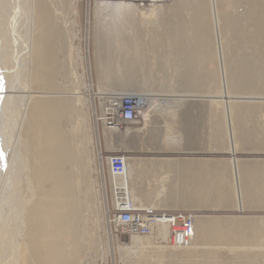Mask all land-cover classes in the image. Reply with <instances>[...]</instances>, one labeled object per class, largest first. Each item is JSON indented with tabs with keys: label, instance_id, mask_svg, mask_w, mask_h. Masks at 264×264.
<instances>
[{
	"label": "bare ground",
	"instance_id": "1",
	"mask_svg": "<svg viewBox=\"0 0 264 264\" xmlns=\"http://www.w3.org/2000/svg\"><path fill=\"white\" fill-rule=\"evenodd\" d=\"M54 1L58 0H16V2L15 0H0V11L2 12V14L0 13L2 16V20H0L2 24L0 27V183L1 180L4 182L0 186V205L10 178L14 177L13 180L19 179V182L17 180V184H15L18 189L17 192L15 189L13 190L17 193L12 197L15 198V207L10 206L14 207L15 219L11 221L13 222L11 227L4 228L3 225L5 224L3 223L5 221L2 225L0 224L1 240L10 238L7 235L12 232L10 235L13 234L14 244L8 250L9 255L6 260L4 257L6 252L3 253L4 247L0 244V264H79L86 252L85 241L89 242L91 247H88L90 249H94L95 243L94 236H88V229L85 225L86 221L89 220L87 210L91 203L89 193L87 194L88 188L90 187V190L93 191V196L99 197L98 200L105 198L102 193L104 191L103 183H100L99 180L102 174L95 162V142L89 132L91 127L88 123L87 112L91 108L88 93L92 90L93 84L90 80H85L82 60H78L77 67H72L71 70L68 69L67 74L70 72L75 83L74 91H59L63 87H59L58 82L62 81L66 71L64 66L58 63V55L61 59L59 53L64 45L66 34L61 35L65 26L56 24L52 19L50 4ZM222 1L220 0V2ZM109 2L114 3L113 6L116 9L125 8L129 11L132 10V3L136 6V12L140 17L150 22L164 17L165 9L163 8L167 5L169 7L166 10H170V14L178 16L180 19L185 18L179 15L184 5H188L192 9L188 23L182 24L179 19L181 23L179 27L180 36L185 38L183 37L185 35L197 34L198 42L191 40L192 45L186 46L188 41L182 43L179 39L176 44L182 46L175 49L179 59L183 61L179 64L183 71V76L181 72L180 75L186 83L183 87L188 83H195V81L202 83L205 77L208 80L212 78L209 75H199V71L196 74V70H202V68L194 67L200 65L198 61L203 63L213 59L214 54H212L209 46L210 41L207 42L204 38L205 35L210 34L211 30L203 29V27L209 28L211 26L209 21L212 19L214 28L212 34L216 36V57L219 59L220 66V72H218L221 87L215 91L216 94H221L218 95L220 97L218 102L224 107L232 106L233 94H245L254 90H257L258 93H264V86H253L255 82L253 77L251 78V67L253 66L264 74V0H253L255 4L252 10L254 13L256 11V14L253 15L255 20L253 19L254 22L251 26L255 30L248 34L251 35L250 42L256 46H253L250 54L244 53L238 56L240 61L236 71L231 68L232 57L227 54L224 56L222 53L221 45L223 43L220 41L219 36L221 28H233L237 24L235 21L233 23L229 22L226 14H224L225 12L223 14L218 12V0H170L169 3L162 4L146 1L97 0V12L106 8ZM241 4L243 3L241 2ZM17 5L19 9L14 8ZM61 8L63 10V7ZM235 19V16H233L230 20ZM240 33L238 30L231 32L235 39L238 38ZM76 42L78 56L81 59L80 37L76 38ZM125 43L127 49V43ZM108 45L105 48L102 42V45L99 43L95 47L97 48L95 50V58L97 59L94 62L99 61L98 63L101 64L104 75L98 74L96 85L98 92L94 95L101 100V106L104 109L102 122H104L103 124H105L108 132L127 136L130 134L129 127H121V125L135 123L137 120L146 122L153 116L156 107L162 105L163 98L160 96L161 94L158 97H151L153 95L151 92L143 95L133 93V91L131 94H123L122 91H127L129 87L120 89L119 92H107L106 87H102V83L110 82L109 78L105 76L108 74L106 71L110 72L112 70L111 57L109 51H106ZM123 48L125 49V47ZM73 51L71 40H68L65 50L68 58L67 66L71 64L74 57ZM128 57L125 59H128ZM129 58L131 59V57ZM143 58L139 59L142 60ZM140 64H143V61ZM125 65L129 67L130 73L132 68L136 70L133 67L135 63ZM157 66L164 65L157 64ZM121 67H123L122 64ZM77 71L78 73H76ZM59 76L62 78H59ZM194 91L192 89V92ZM106 95L109 96L106 97ZM178 95L183 96V94ZM124 96L134 97L136 117L134 115L132 118L127 119L121 115L125 110L124 105L127 104L124 101ZM211 101L216 100L212 99ZM132 107L133 104L129 103L128 108ZM106 113L110 115L115 113L117 117L111 123H107L104 118ZM140 114L142 116L138 119ZM145 122L142 123L143 126H145ZM7 133L9 134L8 138L6 137ZM138 160L141 159L128 157L122 153H114L106 157L110 173L109 186L114 207L123 208L130 204L128 206L136 210L144 208L145 210L158 212L153 216L154 221L148 223L146 233L134 234L125 232L116 222V212L114 210L111 222L120 229L121 234L131 236L129 241L130 247L135 250L134 256L137 255L139 249H148L149 241L147 240L151 239V242L155 241L157 243L155 245L158 247L157 249L151 248V250L165 256L167 264H179L180 262L182 264H225V261L222 263V256L218 255L215 242L199 241V236H202L200 233L204 231L205 226L203 221L200 222L199 219H197L198 223L195 225L193 212L158 210L153 208L155 206H153V202L152 204H143L140 200H137V180L144 171L148 170L149 173L152 166L148 162L142 163ZM118 161L121 164L120 172L115 171L114 167V163ZM160 164H155V166ZM152 174L156 181L150 182L148 190L154 192L155 195L158 193V197H160L161 192L165 190V179L162 176L156 178L154 172ZM191 181L193 182V180ZM11 183H13L12 180ZM189 183L190 181L186 180L185 187ZM10 187L11 185L8 186V189ZM164 212H176L190 218L191 235L187 239L188 244L181 245L176 243L175 240L170 241L171 230L168 228L169 223L165 222L166 217L162 215ZM5 235L6 237H4ZM167 241H170V244ZM202 243H212L214 246L203 245ZM238 243H233L234 247L236 246L239 249L238 251L235 248L237 250L235 252L238 255L241 254L240 258L246 260V264H260L257 254L260 245L250 244L253 249L247 252L244 246L248 245L249 248L251 246L241 243L242 248H239Z\"/></svg>",
	"mask_w": 264,
	"mask_h": 264
},
{
	"label": "rangeland",
	"instance_id": "2",
	"mask_svg": "<svg viewBox=\"0 0 264 264\" xmlns=\"http://www.w3.org/2000/svg\"><path fill=\"white\" fill-rule=\"evenodd\" d=\"M238 1L223 0L222 2H220V0H218L217 2L218 10H219L218 12L222 14L225 12L224 14H226L227 18L229 19V22L233 23L235 21V23L237 24L236 27L233 28L231 27L221 28L220 36H219V39L221 38L220 41L223 43V44L221 43L222 53L224 54V56H226L227 54L229 57H232L231 68L234 71L238 69V63L240 61V57L238 56L244 53L250 54L253 50V46H256L250 42L251 35L248 34L249 32L255 30V28L251 26L255 20L253 15L256 14V11L254 13V11L252 10L255 2L253 3V0H249V1L238 0ZM241 2L243 4H241ZM111 3L109 2L106 5V8L100 11L98 10V12L96 9V6L98 5L97 0H65V1L58 0L51 2L50 4L53 21L60 26H65V28L66 27L68 28V29L64 28V30L62 31L63 33L61 34V35L64 34L66 35L64 36V45L62 46V50L59 53L61 59H59V55H58V61H59L58 63L64 66L66 75L64 76L61 82H58V86L63 87L62 89H59V91H66V92L74 91L73 87L75 83L72 80L70 72L69 74L67 73H68V69L71 70L72 67H77L78 60L80 61L82 60V66L84 67L85 70L84 71L85 80L87 81L90 80L93 84L92 90L88 93V99L90 101V106H91L89 112H87L88 120H89L88 123L89 126L91 127L89 129V132L91 134L92 139H94L95 142L94 144V149H95L94 154L96 156L95 162H96V166L98 167V169L101 171L102 174L99 180L100 183H103L104 191L102 193L105 198H103L102 200L101 199L98 200L99 197L93 196L92 195L93 191L90 190V187L88 188L87 194L89 193L88 195L90 196L91 203L89 209L87 210V217L89 216L88 219L90 221L87 220L85 225L87 226L88 229V236L89 235H91L90 237L94 236L95 243H94V249L92 248L90 249L88 247L90 246L89 242L87 243V241H85L86 252L84 253V257L79 264H105V263L106 264H167V258L165 256H162L161 254L151 250V248L157 249L158 247L157 245H155L157 243H155V241L151 242L150 238H149L150 240H147L149 241L148 249L141 248L139 249L137 255L134 256L135 250L130 247L131 244L129 241L131 236L121 234L120 229L114 226V224H112L111 219L114 216L115 207L112 202L113 201L112 192L109 186L110 173L106 162V157L114 153H122L128 157H133V158L174 156V157H185L188 159L190 158L193 159L197 157V154L200 153L209 154L211 138L213 139V135H214V139H213L214 145L221 144L222 142H224V140L226 139V131L228 128H230V125L228 127V125L226 124L230 122V117L231 116L234 117V114L229 116V118L227 119L228 122L226 123L224 118L225 116L224 114H222V107L224 106L218 102L220 100V97H218V95L221 94L219 93L216 94L215 92L217 89H219V87H221V83H220V74H219L220 72V66L218 61L219 59H217L216 57L217 56L216 41H215L216 36L215 34H212L214 30L212 19L209 21V23H211V26L209 28L203 27V29L211 30L210 34L205 35L204 38L207 42L210 41L209 46L211 47L212 54H214L213 59L211 61H204L203 63L198 61L200 65L194 66L196 68H202V70H196V74L199 71V75H209L212 78L211 80H208L207 77H205L204 82L202 83L195 81V83L192 84L188 83L187 85H185V87H183L185 80L182 79L183 71L181 69V65H179L183 61L179 59L178 53L175 51V49L176 47L182 46L176 44V41L179 39H181L182 43H186L188 41L186 46L192 45L190 43L191 40L198 42L197 34L185 35L183 36L185 38H181L180 36L179 27L181 23L184 24L189 22L188 19L192 14L191 12L192 9H190L188 5H184L183 9L180 10L179 15L185 18L180 19V17L175 16L174 14H170L171 13L170 10H166L168 9L167 7H169L167 5L164 6L165 8H163L165 9L164 17L160 18L159 20H152L150 22L140 17L138 12H136V6L132 3L131 5H133V7L131 11L126 10L125 8L116 9L113 6L115 4L114 3L111 4ZM61 7H63V10ZM14 8L19 9L18 5L15 6ZM15 9H14V15H15ZM0 13L2 14L1 11ZM1 14H0L1 17L0 20H2ZM233 16H235L236 19L230 20ZM179 19L181 23L179 22ZM1 25L2 24L0 21V27ZM237 30L238 32L241 33L238 36V38L235 39L234 35L232 36L231 32ZM106 35L108 38L106 37ZM78 37H80L81 39V50H82L81 59L78 56V50H77L76 38ZM104 39L107 41H105ZM120 39L122 40V42ZM68 40H71L72 49L74 50L73 51L74 57L71 61V64L69 63L70 65L67 66L68 58L65 54V50L67 47ZM98 42L101 45L103 42V47L105 48L109 44L106 51H109V55L111 57L110 61H111L112 70L110 72L106 71L108 74L105 77H108L110 82L102 83V87L103 88L106 87L105 89H107V92H113V91L119 92L120 89H126L127 87H129L127 88L129 90V91L127 90L128 92L124 90L122 91V93L131 94V92L133 91V93H140L141 95H143L146 94L147 92L148 93L151 92L153 93L151 97H158L160 94H161L160 96L163 97L168 94L166 99L169 100V102L172 104V107L180 108L179 110L176 111L175 116L173 117L170 116L171 117L170 118L168 114L165 115V113H163L162 115H156V113H154V115L151 116V118L145 122V126L140 124V122L137 126L133 125L136 122L127 125L126 124L121 125V127H129L130 134L127 136H123L119 133H109L108 129L105 127V124H103L104 122H102V118H103L102 112L104 109L101 106L102 105L101 100L100 98H98V96L94 95V93L98 92L96 86L98 82V74L100 75L103 74L102 66L100 63H98L99 61L94 62L97 59L95 58L96 55L95 50L97 49L95 47L99 45ZM125 42L127 43V49L126 46L124 45ZM123 47H125V49ZM78 49L80 48L78 47ZM127 56L131 57V59L129 57L128 59H125ZM114 57L117 59L115 60ZM139 58H143L144 60L143 59L141 60ZM142 61L144 66L143 64H140L142 63ZM131 63H135V66L133 67H135L136 70H133L134 68H132L130 73L128 69L129 67L126 66L125 64L128 65ZM121 64L123 67H121ZM157 64H163L164 66H157ZM251 70H252L251 78L253 77L255 82L253 86L256 87L264 86V74H262L258 70V68L254 66L251 67ZM135 72L137 73V76ZM76 73H78V71ZM134 75L135 77H133ZM61 76H59V78H62ZM183 88L186 89L184 90ZM190 88H192L195 91L192 92V89ZM221 90H223V88H221ZM167 91H171V92L167 93ZM178 94H183V96H178ZM190 95H194V96H190ZM108 96L109 95H106V97ZM233 96L234 98H232L233 101L231 102L232 106H226V107L264 106V93H258L257 90L245 94H233ZM212 99L216 101L212 102L211 101ZM236 117H241V116L239 115ZM137 127L141 128L138 132L134 131L137 129ZM235 129H238L239 131L240 128H235ZM165 133H172L176 135L181 134V136L183 137V141L181 143L182 145H180L175 149L170 148L163 141V137ZM8 135L9 134L7 133L6 134L7 138ZM13 178L14 177L10 178L8 184V186L11 185L10 189H8V186L7 188L5 187L4 192H6L7 194L3 193V195L5 196L2 195V200H1L2 204L0 205V210H1L0 224L2 225L4 221L5 222L7 221L9 223L8 224L4 222L3 223L5 224L3 225L4 228L8 226L11 227L12 226L11 223H13L11 221L14 220L16 216L13 213V209L15 207V198L12 197H14L13 195H15V193L18 190L16 188L17 185L15 184L19 182V179H17L18 180L17 181V180H13ZM11 180L13 183H11ZM14 181L17 182L15 183ZM2 182L3 181L1 180L0 186L4 184V182L3 183ZM14 189L16 190V192L13 191ZM9 190L10 192H8ZM8 194L9 196H7ZM11 205H13L14 207L13 206L10 207ZM9 219L11 220L9 221ZM3 227L1 226V228ZM205 230H207L206 227H204V231L201 232L200 234L201 235L209 234L208 230L207 231ZM11 233L7 235V237L9 236L10 238L6 240L5 238L2 240L0 238V242H1L0 244L2 245V247H4L3 253L6 252L4 255L5 260L8 258L9 255L8 250H10L11 246L14 244L13 241L14 237L13 234L10 235ZM0 236H2L1 233ZM4 237H6V235ZM167 243L170 244V241H167ZM202 244L213 245V246L214 244H217L216 249L218 255L222 256V263H224L225 261V264H227L228 262H230L231 264H246V260H244L242 257L240 258L241 254L238 255L235 252L237 250L239 251V249L236 248V246L234 247L233 243L215 242L214 244L212 243H202ZM242 244H249V245L258 244V246L260 245L257 251L258 260L260 264H264V243H242ZM238 246L239 248H242L241 243L240 245L238 243ZM244 247L245 250L247 249L246 250L247 252L248 251L250 252L253 249L252 246L251 248H249L248 245ZM230 250L233 252L232 254L230 253L231 252ZM232 255L236 257H233ZM234 259H238V260H234ZM179 264H182V262H180Z\"/></svg>",
	"mask_w": 264,
	"mask_h": 264
},
{
	"label": "crops",
	"instance_id": "3",
	"mask_svg": "<svg viewBox=\"0 0 264 264\" xmlns=\"http://www.w3.org/2000/svg\"><path fill=\"white\" fill-rule=\"evenodd\" d=\"M167 96L156 107V115L173 117L180 109L173 108ZM222 114L226 123L230 115L234 117L226 124L230 128L224 142L214 145L213 135L209 154L200 153L193 159L135 157L152 164L150 172L144 171L137 180V200L143 204L153 202L158 210L193 212L195 225L199 219L209 232L199 236V241L264 243V106L222 107ZM139 122L145 121L137 120L133 125ZM163 141L175 149L182 145L183 137L165 133ZM152 172L156 178L165 179L160 197L148 190L155 180ZM186 180L190 183L185 187Z\"/></svg>",
	"mask_w": 264,
	"mask_h": 264
},
{
	"label": "built area",
	"instance_id": "4",
	"mask_svg": "<svg viewBox=\"0 0 264 264\" xmlns=\"http://www.w3.org/2000/svg\"><path fill=\"white\" fill-rule=\"evenodd\" d=\"M122 1H146L148 3H169L170 0H122ZM125 102V110L121 114L124 118H132L134 115L136 117V108L134 107V97L132 96H124ZM132 103L133 107L128 108V104ZM116 114L112 113V115L106 113L105 119L107 123H111L112 120L116 118ZM123 165V161H122ZM115 171L120 172L121 164L120 162L114 163ZM130 205V204H128ZM127 207H115L116 212V222L123 228L125 232L134 233V234H144L148 231V223L154 221L153 216L158 214L153 210H145L144 208L136 210ZM163 216L166 217V221L169 223L168 228L171 230L170 241L175 240L176 243L181 245L188 244L187 239L191 235L190 231V218L184 216L183 214L176 212H164Z\"/></svg>",
	"mask_w": 264,
	"mask_h": 264
}]
</instances>
